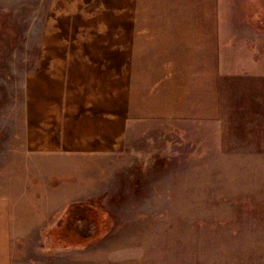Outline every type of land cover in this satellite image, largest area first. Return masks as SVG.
I'll return each instance as SVG.
<instances>
[{
    "label": "rangeland",
    "instance_id": "rangeland-1",
    "mask_svg": "<svg viewBox=\"0 0 264 264\" xmlns=\"http://www.w3.org/2000/svg\"><path fill=\"white\" fill-rule=\"evenodd\" d=\"M219 2L264 30V0ZM169 8L0 0V187L43 214L14 228L15 264H264V134L134 105Z\"/></svg>",
    "mask_w": 264,
    "mask_h": 264
},
{
    "label": "crops",
    "instance_id": "crops-1",
    "mask_svg": "<svg viewBox=\"0 0 264 264\" xmlns=\"http://www.w3.org/2000/svg\"><path fill=\"white\" fill-rule=\"evenodd\" d=\"M168 1L169 34L167 42L159 44L169 46L152 55L149 77L137 78L136 108L147 107L154 118L218 124H227L234 114L236 134L263 135L264 52L259 45L264 44V30L245 10L227 18L229 10L220 11L219 0ZM244 115L249 124L237 121ZM26 169L32 176V169ZM31 187L13 179L12 190L0 187V264H15L14 228L34 218ZM40 211L36 214L43 218Z\"/></svg>",
    "mask_w": 264,
    "mask_h": 264
},
{
    "label": "trees",
    "instance_id": "trees-1",
    "mask_svg": "<svg viewBox=\"0 0 264 264\" xmlns=\"http://www.w3.org/2000/svg\"><path fill=\"white\" fill-rule=\"evenodd\" d=\"M103 212H104L105 214H107V212H106L105 210H103ZM82 245H84V244H80L79 246H82Z\"/></svg>",
    "mask_w": 264,
    "mask_h": 264
}]
</instances>
